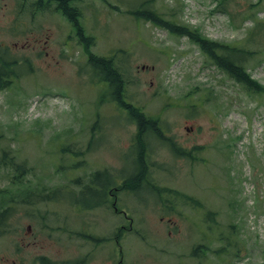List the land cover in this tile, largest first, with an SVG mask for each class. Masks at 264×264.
Instances as JSON below:
<instances>
[{"label": "rangeland", "instance_id": "rangeland-1", "mask_svg": "<svg viewBox=\"0 0 264 264\" xmlns=\"http://www.w3.org/2000/svg\"><path fill=\"white\" fill-rule=\"evenodd\" d=\"M144 1L70 2L80 37L52 1L0 0V61L6 53L13 65L2 79L15 74L0 89V158L13 162L0 166V189L20 177L37 183L32 197L55 187L65 196L9 202L0 264H264V93L221 71L186 36L136 19ZM150 4L225 49L252 50L243 64L264 87V0ZM88 54L111 58L120 102ZM126 104L166 134L142 138L160 196L148 184L130 191L120 182L135 152L137 123ZM95 170V183L112 177L104 192L80 190ZM120 185L115 211L107 190Z\"/></svg>", "mask_w": 264, "mask_h": 264}, {"label": "trees", "instance_id": "trees-1", "mask_svg": "<svg viewBox=\"0 0 264 264\" xmlns=\"http://www.w3.org/2000/svg\"><path fill=\"white\" fill-rule=\"evenodd\" d=\"M41 0H38L37 2L39 3ZM52 1L56 4L55 7H57L58 10H60L62 13L67 16V19L72 23L74 27H76L77 34L80 37H83L81 33V28L78 27V20L77 18V11L76 7L70 6L69 1L70 0H49ZM151 0L144 1L141 4V6H145V9H139L135 10V18L137 19H145L147 21H150L153 25H157L161 28L166 29L169 33L178 35L179 36H186L187 39H189L192 43L196 44L198 48L200 49L204 56L212 62L217 68H219L221 71L224 73H227L232 77L234 80L237 82L241 83L242 86H244L246 89L252 92H261L264 93V87L261 85H258V82L254 80L250 74L247 72V68L244 67L243 60L247 59L250 57L252 54V50H246L244 47H232L225 49V47L221 44H218L217 42H214L212 40H209L207 38H204V36L199 32V30L194 27L190 26L188 24H183V23H178L175 20L166 18V16H163L159 12H155V10L151 7ZM85 44L87 42V38L85 37ZM87 45V44H86ZM220 48L222 50V54L219 55L215 52V49ZM227 48V47H226ZM88 62L92 66L93 72L96 74V76H99L102 80H106L109 82L110 86L114 87L113 90V95L118 96L116 99L120 102V91L119 88L122 89L123 84H122V78L120 75V72L117 71L116 67L113 65L111 58H105L101 56H96L93 54H89L88 57ZM7 63H0V69L2 67H7ZM3 85V82L1 81V75H0V86ZM125 104V103H124ZM129 111V116L136 121L137 126L139 128L138 134H137V139L141 138V134L145 128L146 125H152L154 128V122L147 119L146 115L144 112H142L138 107L136 106H130L129 104H126ZM126 107V108H127ZM149 123V124H148ZM6 160L10 162H3V163H13L12 162V157H7ZM17 177V176H16ZM20 177L17 178V184L19 187V191L15 193V195H20L24 196L25 190V197L28 200H31L30 194L32 193V190L36 189L37 183L34 181L33 184H27L26 186L20 185ZM96 180L93 182L92 185L87 186L85 188L86 190L88 187L94 188L93 190H102L104 189L103 186H95ZM95 186V187H94ZM50 189V188H47ZM42 197V198H41ZM39 199L46 198V196H41ZM5 203V198L0 197V207L4 205ZM100 202L98 201V204Z\"/></svg>", "mask_w": 264, "mask_h": 264}, {"label": "flooded vegetation", "instance_id": "flooded-vegetation-1", "mask_svg": "<svg viewBox=\"0 0 264 264\" xmlns=\"http://www.w3.org/2000/svg\"><path fill=\"white\" fill-rule=\"evenodd\" d=\"M131 177H134V179H136V181H139V180H141V181H147V179H148V176L145 173L132 175ZM120 188H122V185L119 186V187L113 186V187H110L107 190L108 194L110 195L109 197L112 199V201H110L111 202V205L113 206V209L115 211H118V209H117L118 206L117 207L115 206V202H116L115 200L117 198V193L119 192ZM119 211L123 212L124 210L123 209H119Z\"/></svg>", "mask_w": 264, "mask_h": 264}]
</instances>
